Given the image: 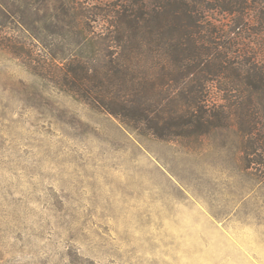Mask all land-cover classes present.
<instances>
[{
  "label": "rangeland",
  "instance_id": "rangeland-1",
  "mask_svg": "<svg viewBox=\"0 0 264 264\" xmlns=\"http://www.w3.org/2000/svg\"><path fill=\"white\" fill-rule=\"evenodd\" d=\"M128 1L0 0V264H264V92H228L223 78L212 93L252 99L254 146L241 110L231 129L165 141L125 131L9 52L61 73L90 63V38L114 31ZM247 1L244 19L217 18L235 31V62L264 67V0Z\"/></svg>",
  "mask_w": 264,
  "mask_h": 264
},
{
  "label": "trees",
  "instance_id": "trees-1",
  "mask_svg": "<svg viewBox=\"0 0 264 264\" xmlns=\"http://www.w3.org/2000/svg\"><path fill=\"white\" fill-rule=\"evenodd\" d=\"M251 8L247 0H129L114 11V31L90 38V63L72 62L62 73L42 66L31 51L8 44L9 52L31 59L34 76L51 79L136 136L196 140L233 128L241 110V130L249 136L243 145L254 146L262 132L246 118L252 99L229 96L221 104L212 96L223 78L228 92H264V67L248 57L235 62L229 40L235 31H223L217 18L244 19Z\"/></svg>",
  "mask_w": 264,
  "mask_h": 264
}]
</instances>
